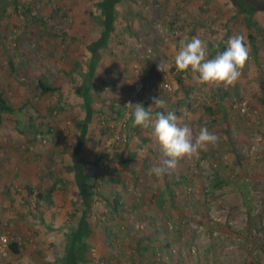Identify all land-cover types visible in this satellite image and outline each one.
Returning <instances> with one entry per match:
<instances>
[{
    "label": "rangeland",
    "instance_id": "obj_1",
    "mask_svg": "<svg viewBox=\"0 0 264 264\" xmlns=\"http://www.w3.org/2000/svg\"><path fill=\"white\" fill-rule=\"evenodd\" d=\"M98 1L0 0V92L14 110L0 112V180H8L14 196L26 197L20 214L27 217L18 229L11 220L16 207L0 216V234L21 248L15 255L8 246L0 264H60L66 233L74 227V189L58 187L57 204L45 205L50 218L43 224L36 217L43 211L36 193L71 177L69 155L85 116L80 90L90 59L87 37L103 30ZM199 4L121 0L116 8L108 45L98 52L93 116L81 154L95 191L110 180L108 196H119L120 206L111 211L95 196L88 264H264V43L257 40L252 49L248 41V31L264 30V13L249 19V26L239 18L226 32L223 23L234 13L228 0H213L204 11ZM183 29L187 40L203 39L209 54L233 35H244L249 58L234 86L201 85L191 71L183 76V91H176L177 70L171 67ZM160 61L166 72L157 70ZM136 75L144 84L139 92ZM39 79L58 90L42 93ZM159 96L180 100L169 109L180 125L194 135L207 127L219 141L157 178L148 171L161 166V145L151 128H142L156 145L151 152L137 146L125 105L150 107ZM134 150L133 167L126 169L117 155ZM219 177L223 184L215 186ZM58 215L62 222L55 223Z\"/></svg>",
    "mask_w": 264,
    "mask_h": 264
},
{
    "label": "trees",
    "instance_id": "obj_2",
    "mask_svg": "<svg viewBox=\"0 0 264 264\" xmlns=\"http://www.w3.org/2000/svg\"><path fill=\"white\" fill-rule=\"evenodd\" d=\"M199 1H200L199 10L204 11V9H206L213 0H199ZM120 2L121 0H99L95 4L96 7L101 10L102 13L103 30L98 36L90 35L87 37L89 38V41L88 43H86V48L90 54V59L87 65V71L85 72L84 75V78H86V80L85 82L82 83L83 91L81 93L85 106V116L82 121L81 130L76 136V141L71 150L73 179H74V184L77 188V193L79 195V198L77 199L78 204H76V206L74 207V213H73V217L74 219L76 217V221L74 227L67 234L66 252L63 258L64 264H88L89 262L88 259L89 248H90L89 237L93 233L92 232L93 228L89 220V214L92 204L95 201L94 200L95 196L97 194H100L99 198L101 199V203H105L108 209L114 212L119 211L118 210V206H120L119 196L116 195L112 197L108 196L111 193L110 180L106 179L104 181L105 185L100 187L101 191L100 190L98 192L95 191L96 183H93V179L91 175L85 171L84 159L82 157L81 150L85 142V137L87 135L88 124L93 116L92 96L90 90H91L92 79L94 77L95 69L97 67L98 52L100 49H104L108 45L110 35L114 27V21L116 20V13H117L116 8ZM228 2L232 6V8H234V13L232 14V16L227 17L225 19V22L223 23V28L225 29L226 32H228V30H231V28H234V25L239 18H243L246 25L249 26V19L253 18L255 14L264 13V0H228ZM261 29L262 28H257L256 34L253 32L255 29L248 31V41L252 49H254L255 47L254 45L255 41L259 40L260 43H264V30L262 31ZM226 47L227 45L225 43L221 44L220 49H218L217 47H213V48L211 47L209 58H213L217 52H223L224 50H226ZM174 69H175V64L173 61L171 70ZM187 72H191V69L184 72L177 71L175 75V79L177 81L176 91H178L179 93L180 91H183V76ZM37 87L41 90L42 93L55 92L56 90H58L57 86L48 85L42 79L38 80ZM259 90H260V95L262 96V101H264V82L262 80L260 81L259 84ZM164 100L166 101V107L156 108L155 106H153L152 108L153 115L156 112H163L164 114H167L168 112H172L169 111V109H174L177 106V103L180 102V100L179 101L176 100L175 103L174 102L170 103V101L167 100V98L165 97ZM145 108L147 109L148 107ZM207 109H209V107H207ZM0 112H6V113L14 112L13 108L6 103L1 92H0ZM141 130H142L141 127L133 128L131 126L132 135H134L135 139L138 140L137 146L141 148L142 146L145 145L147 146V149L151 152L153 146L156 145V142L148 136H142ZM130 138L131 136H129V139ZM160 148H161L160 154L162 156L161 165H163L164 160L168 159V157L165 156L162 146ZM137 153L138 152L134 150L125 153V155L119 153L117 156L122 159L123 167L126 169H130L133 167V165L130 166V164L131 163L134 164V159L136 158ZM165 184L169 192V189L171 190V182L165 181ZM222 184H223L222 179L220 177L216 178L215 186H221ZM172 193L171 191L169 192L170 196H172ZM36 195L37 197L41 196L39 193H36ZM143 238L145 237L143 236ZM18 246L19 245L16 242H11L9 244V249H11L13 253H19L20 250Z\"/></svg>",
    "mask_w": 264,
    "mask_h": 264
},
{
    "label": "clouds",
    "instance_id": "obj_3",
    "mask_svg": "<svg viewBox=\"0 0 264 264\" xmlns=\"http://www.w3.org/2000/svg\"><path fill=\"white\" fill-rule=\"evenodd\" d=\"M249 50L243 34H236L227 41L226 50L217 52L213 58H209V49L206 42L199 36H193L191 40L181 39L179 50L174 56V64L177 71L184 72L191 69L197 74L195 79L201 85L234 86L242 74ZM167 65L160 61L157 70L166 72ZM166 107V101L159 96L153 98L152 106L147 109L141 103L133 104L129 101L125 107L130 109L132 127L152 129L153 136L157 139L169 159L164 160L161 166H152L148 174L157 178L165 175L169 170H174L177 162L183 159H191L198 156L199 151L209 144L215 145L219 141L217 134L210 132L207 127H201L195 135L192 129L178 123V118L173 112L164 114L156 112L153 115L152 108Z\"/></svg>",
    "mask_w": 264,
    "mask_h": 264
},
{
    "label": "crops",
    "instance_id": "obj_4",
    "mask_svg": "<svg viewBox=\"0 0 264 264\" xmlns=\"http://www.w3.org/2000/svg\"><path fill=\"white\" fill-rule=\"evenodd\" d=\"M184 31H186V33H184ZM182 32L183 33H181V35L179 36V40H181V39H186L187 40V38L190 37L189 34H188V31L185 30V29H183ZM82 91H83V87H81L80 92L82 93ZM75 141H76V138H75ZM69 158H70L69 159L70 160V167H69V172H67V173L68 174H71V177L70 178L61 177V178L55 179L54 181L52 180L51 182L48 183V185H46V188H42L40 190V191H42L44 193L37 192V193H39L41 195L39 197V201H40L41 209L44 212L43 211H40L39 214H36V217H37V219H39V221L42 224H43V221H46L45 219L47 218V216L49 217V215H48L49 213L47 212V210H45V205L46 204L47 205H54V204L56 205L57 204L56 203V201H57L56 196L57 195L55 194V192L58 191V187H59L60 190H64L65 193H66V191L68 189H74L76 191V194H78L77 193V188H76V186L74 184V179H73V169H72L71 153L69 155ZM0 169H1V166H0ZM44 186H45V184H44ZM10 187L11 186L9 185L8 180H6V181L5 180H0V216H2V218H5V216L8 213V208L9 207H16L17 208V213L11 215V218H13L11 220L13 222L16 221V226L18 228L22 224L21 221H23V222L27 221V217H24L25 212L23 214H20V212H21L20 211V207H22L24 205V202H26V197L22 199L20 197L14 196L11 193V191H10ZM78 198H79V195L75 199V201L73 202L74 204H71V206H76V204H78V200H77ZM58 201H60V200H58ZM73 213H74V209H73V211L71 210V212H69V214L71 215V217L73 219V223L75 224L76 217L74 219ZM55 218H56L55 223L62 222V220H61L62 219V216L58 215V217L55 216ZM29 224L31 225V223H29ZM68 233H66L65 239H67V234ZM18 247H19V250L21 251L20 246H18ZM62 249H63V251H61V255L59 256V263L60 264H64L63 263V258H64V254L66 252V240H65V246H63ZM19 253H13V254H15V255L18 254L19 255Z\"/></svg>",
    "mask_w": 264,
    "mask_h": 264
},
{
    "label": "built area",
    "instance_id": "obj_5",
    "mask_svg": "<svg viewBox=\"0 0 264 264\" xmlns=\"http://www.w3.org/2000/svg\"><path fill=\"white\" fill-rule=\"evenodd\" d=\"M133 86H134V90L136 92H139L140 90H142V88L144 87L143 81L142 79L136 75L133 79ZM164 88L166 89H170V85L169 84H163ZM242 112H245V108L242 107L240 109ZM10 244V239L8 237L7 233H2L0 234V253H5V251L7 250L8 246Z\"/></svg>",
    "mask_w": 264,
    "mask_h": 264
}]
</instances>
